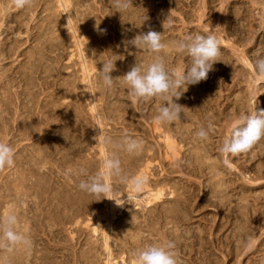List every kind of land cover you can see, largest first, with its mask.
Returning a JSON list of instances; mask_svg holds the SVG:
<instances>
[{"label":"rangeland","instance_id":"obj_1","mask_svg":"<svg viewBox=\"0 0 264 264\" xmlns=\"http://www.w3.org/2000/svg\"><path fill=\"white\" fill-rule=\"evenodd\" d=\"M63 11L58 0L20 9L0 0V142L15 153L14 166L0 170V217L15 212L30 241L11 250L0 242V264H135L136 249L166 240L175 242L180 264H264V138L234 156L219 150L239 115L264 109V76L257 79L254 67L264 55V0H133L122 12L114 0H70L82 54L94 67L87 81ZM150 30L164 32L166 51L130 43ZM196 34L219 36V61L174 98L186 115L157 122L163 96L133 106L122 76L157 55L169 69L186 71L192 58L175 44ZM109 59L111 76L120 77L111 89L101 77ZM209 121L215 132L201 140L197 132ZM125 133L143 141L141 151L115 147ZM100 141L104 157L115 153L130 179L151 162L148 185L133 202L129 186L113 179L111 195L125 203L111 223L110 260L106 218L97 231L89 221L108 198L79 188L87 179L82 168L88 175L100 169ZM160 188L162 200L145 204Z\"/></svg>","mask_w":264,"mask_h":264},{"label":"clouds","instance_id":"obj_2","mask_svg":"<svg viewBox=\"0 0 264 264\" xmlns=\"http://www.w3.org/2000/svg\"><path fill=\"white\" fill-rule=\"evenodd\" d=\"M15 6L20 9L30 6L32 0H14ZM133 0H114V6L122 12L131 7ZM167 30L170 23L163 25ZM164 33V32H163ZM163 33L148 31L135 36L130 43L139 49L153 53L166 51L167 45L163 42ZM177 51H187L192 58L191 66L186 71L169 69L162 56L157 55L154 60L145 67L137 63L123 77V84L127 86L129 98L135 106L137 99L148 100L152 97H161L165 104L158 109L155 117L157 122H175L181 118L184 107L175 102L183 91L181 88L186 84H197L206 80L209 71L213 70V65L219 61L222 41L216 34H196L189 35L176 42ZM257 79L264 76V55L254 61ZM115 69V61L111 59L103 62L101 77L103 84L111 89L119 82V78H113L111 72ZM186 91V90H185ZM215 128L211 121L207 128L201 127L197 132L198 138L207 140L210 133H214ZM103 136L100 135L99 137ZM98 137V139H99ZM261 138H264V109H249L242 113L231 124L230 135L226 136L220 147L222 154L237 155L250 150ZM103 143L112 144L110 137H104ZM143 141L133 138L129 133H125L123 139L115 145L128 153H138L142 150ZM14 150L4 142H0V170L5 167L14 166ZM227 163V160L225 161ZM80 173L87 175L86 180H80L79 188L94 196L115 200L117 205H123L125 201L121 197L110 195L113 192V179L129 186L127 199L133 202L134 194L143 191L147 184V176H137L129 178L124 173L121 161L115 153L106 155L100 169L94 175H88L86 169H81ZM124 201L122 203L121 201ZM18 216L15 212H10L0 217V242H6L9 250L18 245H28L30 243L26 232L18 228ZM135 264H180L179 252L174 241L166 240L160 243H153L138 248L133 253Z\"/></svg>","mask_w":264,"mask_h":264},{"label":"bare ground","instance_id":"obj_3","mask_svg":"<svg viewBox=\"0 0 264 264\" xmlns=\"http://www.w3.org/2000/svg\"><path fill=\"white\" fill-rule=\"evenodd\" d=\"M58 2H59V6L61 7V9L62 8H64V11L66 12V19H67V21H68V25H69V28L73 31V35H74V37H75V39H76V43H77V51H79V55H80V60H81V66H82V70H83V72H84V75H83V77H84V80H86L87 81V79L88 80H90V75H91V73H92V71H93V68L94 67H90L88 64H87V62H86V56H83V52H82V41H81V39H82V34L79 32V30H76V29H74V27H73V25H72V20H71V18H70V0H58ZM63 11V12H64ZM66 21V22H67ZM84 44V43H83ZM84 50V49H83ZM92 76V75H91ZM90 83V82H89ZM85 86V85H84ZM90 88H92L91 86H90ZM90 90V89H89ZM92 90V91H91ZM90 90V96L92 97V102L90 103L91 104V106H92V110H93V112H94V116H95V119L98 121V123H99V126H101V122H99V116H98V113H97V111H96V106H95V104H94V100H93V94H94V92L96 91H93V89H91ZM87 94H88V92H87ZM95 96V95H94ZM95 120V121H96ZM97 123V122H96ZM103 125V124H102ZM102 127V126H101ZM156 127V129L158 128L159 129V127L158 126H155ZM98 128L99 127H97V130H98ZM101 131V130H100ZM97 133V132H96ZM161 133H163V132H161ZM102 135V134H101ZM97 136V135H96ZM98 136H100V133H98ZM97 136V137H98ZM164 137H165V135H164ZM163 137V138H164ZM169 137L170 136H168V137H165L166 138V144L169 146V147H172V141L169 139ZM101 137H99V139H100ZM164 138V139H165ZM98 143V142H97ZM99 146H100V148H101V150H102V153H101V155H103V153H104V155H105V149H104V144H102V142L100 141V144H98ZM174 146V145H173ZM175 148V147H174ZM173 149V148H172ZM173 150H175V149H173ZM176 153V152H175ZM104 155H103V157H104ZM177 155H178V152H177ZM175 156V155H174ZM146 165H144V168H142L141 169V171L139 172V174L137 175V176H147L148 177V175H149V172H150V167H151V162H149V161H147L146 163H145ZM147 185H148V183H147ZM164 190L162 189V188H160V189H158V191H156L155 193H151V192H153L152 190L150 191V194L147 196V199H146V201H145V204H152V203H154L155 201L157 202V201H161L162 200V198H163V196H164V192H163ZM111 195V194H110ZM135 195V194H134ZM122 199V198H121ZM107 202H106V205H105V207L104 208H102V207H95L94 208V210H92L91 211V213H90V215H89V221H90V223L94 226V229H95V231H97V223L99 222H102V219L103 218H106V222H107V224H105V236H106V247H107V252H108V256L110 257V258H108L109 260L111 259V255H112V250H113V237L114 236H112V233H113V228H112V220H114V218H115V216L117 215V212H119L120 210H121V208H122V206L123 205H117L116 204V202H115V200H113V199H108V200H106ZM122 203H123V200L121 201ZM88 220V219H87ZM103 230V229H102ZM114 231H116V230H114ZM104 235V234H103ZM108 262V261H107ZM108 264H109V262H108Z\"/></svg>","mask_w":264,"mask_h":264}]
</instances>
